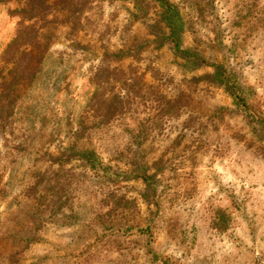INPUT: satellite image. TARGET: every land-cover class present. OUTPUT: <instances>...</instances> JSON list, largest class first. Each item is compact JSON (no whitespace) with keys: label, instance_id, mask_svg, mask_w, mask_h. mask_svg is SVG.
Returning a JSON list of instances; mask_svg holds the SVG:
<instances>
[{"label":"rangeland","instance_id":"374dc122","mask_svg":"<svg viewBox=\"0 0 264 264\" xmlns=\"http://www.w3.org/2000/svg\"><path fill=\"white\" fill-rule=\"evenodd\" d=\"M29 1L0 3L6 79ZM40 5L0 116V264H264V131L213 79L264 115V0Z\"/></svg>","mask_w":264,"mask_h":264},{"label":"trees","instance_id":"16d2710c","mask_svg":"<svg viewBox=\"0 0 264 264\" xmlns=\"http://www.w3.org/2000/svg\"><path fill=\"white\" fill-rule=\"evenodd\" d=\"M8 1L11 0H0V3ZM40 2L41 0H30L28 6L18 7L17 9H15V11L18 12L17 14L20 24L16 30L14 40L6 50V53H10L12 57L10 59L5 58L6 61L12 62L14 64L8 71V76L12 74L13 78L6 79L5 77L7 76V74H5L4 69L0 67V76L2 79L0 81V116L5 115V112H8V110L10 111L11 108L16 104L15 90L17 89L16 87L19 83V80L34 77V75H36V71L39 68L38 64H30L22 67L21 69H18L17 65L25 60V56H22L24 51H22V49H18V46L27 41L29 42L28 38L32 36V33L30 34V32L34 31V25L42 15ZM164 8L165 13H163V20H165V22L168 24V27H170L169 29L171 35L173 32L177 33V30H180L185 24L183 16L181 15L177 6L172 3L164 1ZM33 56L36 57V55L34 54ZM214 68L215 72L213 74V79L216 80L218 84L224 85L226 90H228L234 98L235 103L243 109V113L252 121L258 123L261 129L264 131V115L253 116L248 111L249 105L247 103L246 96L242 94V85L240 84V82L235 81L232 74H228L226 69L224 70L222 64H215ZM81 156L88 158V161L92 162V166H96L95 162H97L98 159L92 151H84L81 153Z\"/></svg>","mask_w":264,"mask_h":264}]
</instances>
